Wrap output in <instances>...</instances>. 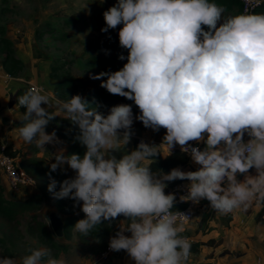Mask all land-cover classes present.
<instances>
[{
    "label": "clouds",
    "instance_id": "1",
    "mask_svg": "<svg viewBox=\"0 0 264 264\" xmlns=\"http://www.w3.org/2000/svg\"><path fill=\"white\" fill-rule=\"evenodd\" d=\"M225 12L214 0H117L104 11L101 31L122 25L119 45L128 55L119 59L127 63L93 78L108 93L134 101L139 115L123 103L105 115L81 94L61 101L42 87L17 98L26 109L19 135L37 149L62 144L55 130L46 131L61 113L78 126L74 142L85 150L52 153L48 191L81 208L85 218L74 228L85 237L125 217L109 249L126 251L135 264H189L191 241L180 219L187 215L173 211L177 196L166 194L168 182L189 181L179 200H207L218 215L264 203V13ZM134 120L166 129L161 145L169 155L179 145L197 170L153 171L146 161L161 155V145L144 141L117 158L113 153L129 144ZM65 165L75 175L58 181L52 173ZM27 251L21 264H67L47 247ZM0 264L17 261L0 257Z\"/></svg>",
    "mask_w": 264,
    "mask_h": 264
},
{
    "label": "rangeland",
    "instance_id": "2",
    "mask_svg": "<svg viewBox=\"0 0 264 264\" xmlns=\"http://www.w3.org/2000/svg\"><path fill=\"white\" fill-rule=\"evenodd\" d=\"M116 2L117 0H0V38H8L11 41L15 50L14 57L21 60L18 54L20 53L24 58L21 60L22 66L13 74H9L3 68L5 71L3 76L8 79L22 78L26 82L21 87L39 85L37 81L39 75L48 77L55 87L61 78L72 76L73 83L67 89L55 93L56 97L61 101H67L71 96L81 94L89 100L92 93L102 88V81L94 79V76L102 71H117L127 63V59H119L121 54L125 57L128 55V50L122 49L119 45L118 32L122 25L110 29L107 33L101 31L106 26L104 11ZM4 56V53L0 54L1 63ZM117 104L122 103L114 105ZM123 104H131L134 116L139 115L140 110L134 101L125 98ZM114 105H108L103 113L107 115L108 110ZM20 124L21 122L19 126ZM57 129L56 126L49 124L46 131ZM146 129L141 121L134 120L132 137L137 140L141 131ZM57 134L61 137L60 133ZM66 134L61 137L62 144L55 146H58L56 151L62 146L66 149L65 154L69 155L71 145L76 143L74 138L70 139V135L75 136L76 133ZM55 146L46 145L48 151H44L37 149L34 144H28L22 150L30 151L43 165L50 166V163L55 162L52 159V153L56 152ZM58 171L63 175L62 180L75 175L67 165L64 170ZM250 171L255 174L253 170ZM239 178L243 179L242 176ZM37 192L36 187L35 193ZM11 196L13 198V195ZM11 196L8 195V198L11 199ZM74 204L73 200L67 198L55 199L53 195L43 197L37 209L27 211L18 217L19 222L16 225L18 228L15 229L14 235L11 239H6L5 245H0V257H6L5 247H8L12 258L17 264H21L22 258L29 254L27 251L29 248L47 247L51 250L53 258L64 253L67 261L79 257L86 262L97 260L102 252L108 249L110 237L119 230V226H122L126 218L120 216L112 224L105 221L102 225L104 231L100 235L90 234L85 237L74 228L78 220L85 218L81 208L74 207ZM51 210H58L62 219L67 222L68 236L57 238L53 233L48 220ZM36 215L37 221L48 222L58 246L52 245L41 234L30 231V217Z\"/></svg>",
    "mask_w": 264,
    "mask_h": 264
},
{
    "label": "crops",
    "instance_id": "3",
    "mask_svg": "<svg viewBox=\"0 0 264 264\" xmlns=\"http://www.w3.org/2000/svg\"><path fill=\"white\" fill-rule=\"evenodd\" d=\"M18 54L19 58L23 60L22 55ZM3 68V64L0 62V138L5 145L12 144L14 149H22L28 143L24 142L19 135V122L23 113L20 105L15 100V93L18 92L21 86H24L26 81L22 78L8 79L3 76L5 72ZM37 79L39 84L37 86L47 89L45 90L46 92L57 98L54 92V83L48 77L39 75ZM60 116L64 117V114L61 113ZM47 132L51 133L52 131ZM165 133L166 129L163 128L158 132L147 128L141 131L138 137L147 139L148 143L161 145ZM57 137L62 141L58 134ZM245 137H248L247 134ZM200 145L202 148L204 147L203 144ZM57 147L55 146V151ZM175 149H180V146L177 145L172 152ZM160 151L163 156L169 154L166 145H161ZM197 167L191 161L183 170L195 171ZM252 170L255 172L254 169ZM0 177L7 198L8 195H13L11 199L24 201L36 192V187L30 188L26 186L19 192L14 193L6 177L1 173ZM263 204H254L246 212L236 210L228 215L216 214L211 210L207 200L200 204L186 233L191 244L196 245L197 248L196 251L191 250L192 255L189 264H264V222H257L256 220V216L262 209ZM126 223V221H123L122 226H126ZM102 254L99 258H101ZM61 257L66 260L67 264H88L99 260L97 258V260L92 262H86L79 257L78 259L67 261L64 253H60L57 259ZM108 257L112 264H135L124 250L114 252L109 249Z\"/></svg>",
    "mask_w": 264,
    "mask_h": 264
},
{
    "label": "trees",
    "instance_id": "4",
    "mask_svg": "<svg viewBox=\"0 0 264 264\" xmlns=\"http://www.w3.org/2000/svg\"><path fill=\"white\" fill-rule=\"evenodd\" d=\"M215 3L222 5L225 7L226 12L225 15H236L243 13V4L240 0H214ZM255 13H264V1L253 11ZM13 48L11 45V41L8 38H0V54H5L3 59V67L9 73L13 74L19 66H22V62L20 59L13 56ZM74 81V78L71 76L61 78L55 87V93L58 94L61 90L67 89ZM30 87H21L15 95V100L18 103V96L22 95L27 89ZM90 106L96 107L98 104L101 107L98 109L101 112H104L105 108L108 105H114L118 102L123 103L125 101V97L115 96L107 93V90L104 88L99 89L98 91L92 93L90 99L88 100ZM21 107V106H20ZM22 113L26 111V109L21 108ZM50 124L56 126L57 133L63 135H67V132L76 133L78 131V126H74L71 122L63 116L56 117ZM74 135H70V139H73ZM3 145L5 148L3 149ZM138 146V145H137ZM84 147H82L78 142L74 143L70 147L69 154L77 153L83 154ZM5 152L7 154L20 157V163L22 168L30 174L36 181V187L38 192L30 196L28 199L24 201H17L13 199H9L5 196V190L1 182L0 177V245H5L7 242L6 239H11L14 235V231L18 228L17 222H19L18 217L21 214L26 213L27 211H31L38 208L41 200L45 196H52L53 194L48 191V185L50 183L48 173L50 171V166L43 165L38 157L33 156V154L28 150L22 149H14L12 144H4L2 139L0 138V153ZM157 161H154L150 164L153 171L163 170L165 173L170 172L173 168L180 167L182 170L191 163V158L188 154H185L181 151V149H175L171 155L163 156L162 153L158 156ZM189 171V170H188ZM52 176L56 178L58 181L62 180V173L60 171H56L52 173ZM183 180H176L172 184H176ZM58 190V188H57ZM68 212V210H67ZM36 216L30 217L29 221V229L32 232H37V234H41L44 238L49 240L52 245L58 246L57 243L53 239V233L49 227L47 221H37ZM257 222L264 221V204L262 209L258 212L256 216ZM38 222V223H37ZM204 222V220H203ZM202 225V224H201ZM67 222H65V236H68L67 230ZM104 231V228L101 226H97L91 234L100 235ZM8 247H5V256L11 257L12 254ZM191 250L196 251V245L191 244Z\"/></svg>",
    "mask_w": 264,
    "mask_h": 264
},
{
    "label": "built area",
    "instance_id": "5",
    "mask_svg": "<svg viewBox=\"0 0 264 264\" xmlns=\"http://www.w3.org/2000/svg\"><path fill=\"white\" fill-rule=\"evenodd\" d=\"M243 4V12L247 8L249 12H253L261 3L262 0H240ZM32 87H41L33 85ZM43 88V87H42ZM44 89V88H43ZM249 139V137H245V140ZM144 141L148 143L147 139L138 137L136 140L137 145ZM193 146H196L195 142H190ZM201 148L202 146L199 145ZM3 149L5 146L3 145ZM0 173L4 175L8 181V184L13 192H19L23 187L29 186L30 188L36 187L35 179L28 174L21 166L19 157L7 154L5 152L0 153ZM190 183L187 180H183L176 184H172L168 186L165 191L167 193H175L177 196V202L175 204V208L173 211H179L185 213L187 217H181L180 219L185 224V232L183 235L186 236L188 226L193 221L195 217V212L200 204H202L206 200H202L199 204H195L191 201L189 202H181L179 200L180 195L187 194L186 185ZM129 233H126L128 235ZM109 250V247H108ZM108 250L105 251L99 260L88 263V264H112L108 257Z\"/></svg>",
    "mask_w": 264,
    "mask_h": 264
},
{
    "label": "water",
    "instance_id": "6",
    "mask_svg": "<svg viewBox=\"0 0 264 264\" xmlns=\"http://www.w3.org/2000/svg\"><path fill=\"white\" fill-rule=\"evenodd\" d=\"M136 147H137L136 139L131 137V140L128 145L122 147L119 151H115L113 154H115L117 158H120L124 154H130V152L136 149ZM154 161H157V159L146 161V163L150 165ZM173 182H168V186L172 185ZM48 220L50 227L53 233L55 234V236L57 238L64 237L65 221L62 219L61 213L58 210H51L48 214Z\"/></svg>",
    "mask_w": 264,
    "mask_h": 264
}]
</instances>
